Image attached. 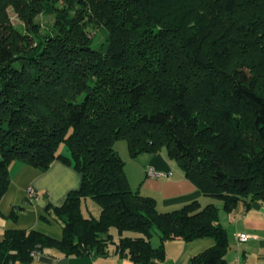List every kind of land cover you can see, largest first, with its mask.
Returning <instances> with one entry per match:
<instances>
[{
    "label": "trees",
    "instance_id": "1",
    "mask_svg": "<svg viewBox=\"0 0 264 264\" xmlns=\"http://www.w3.org/2000/svg\"><path fill=\"white\" fill-rule=\"evenodd\" d=\"M122 140L131 158L165 151L222 207L160 212L131 188ZM56 161L82 177L45 206L63 238L6 230L0 264L45 261L50 249L166 264L167 242L204 238L214 246L188 264H229L221 211L264 205V0H0V204L14 163L45 172ZM24 209L0 216L16 222Z\"/></svg>",
    "mask_w": 264,
    "mask_h": 264
},
{
    "label": "crops",
    "instance_id": "2",
    "mask_svg": "<svg viewBox=\"0 0 264 264\" xmlns=\"http://www.w3.org/2000/svg\"><path fill=\"white\" fill-rule=\"evenodd\" d=\"M124 152L125 154L121 155L126 161V172L131 188L139 190L143 196L154 198L160 212L172 211L193 201H199L203 207L212 203L222 207L221 201L204 196L198 187L185 177L175 161L167 157L165 151L159 155H145L141 166H132L131 169L128 163L132 158L127 147H124ZM12 166V181L2 199L0 211L7 217L15 207L22 206L25 209L16 222L0 216V240L6 230H36L61 240L64 234L63 226L50 216L47 217L48 221L42 219L46 215L45 206L47 202L54 206L62 205L70 191L80 187L81 174L61 161H56L45 172L17 162ZM136 169L137 172H135ZM150 170L162 173L164 176L152 177L149 174ZM30 187L37 192L36 199L31 203L27 201ZM85 202V204L89 202L91 204V208H87L88 212L83 208L85 215L98 216L100 214V209L93 201L86 200ZM220 219L229 235L230 250L226 257L228 263L264 264V205L254 202L249 210L240 207L229 214L221 211ZM241 234L250 235V240L247 243H241L239 240ZM159 244L154 246L157 247ZM214 244L215 241L212 238L192 242H184L180 239L169 241L166 243V251L167 255H173V257L167 256L166 264H188L191 257ZM232 256L233 260L230 258ZM45 257L48 260H35L29 264H135L112 255L109 257H67L54 249L47 250Z\"/></svg>",
    "mask_w": 264,
    "mask_h": 264
},
{
    "label": "rangeland",
    "instance_id": "3",
    "mask_svg": "<svg viewBox=\"0 0 264 264\" xmlns=\"http://www.w3.org/2000/svg\"><path fill=\"white\" fill-rule=\"evenodd\" d=\"M9 15H10V17H11V20H12L13 24H14L18 29L24 31L25 24L19 19L17 13H15V11H14L13 9H10V11H9ZM37 21L40 22V23H42L43 27H44V26H45V27H48V26H50V25L53 24V22H54V18H53L52 16L40 15V16L37 17ZM93 33H94V30H93ZM103 41H104V37H103L101 34H99V36H98L96 42H97V43H102ZM124 147H127V142H126V141L122 140V141H119V143H117L116 148H117V150L120 152V154H123V155L125 154V152H124ZM145 155H148V154L144 153V154H141L140 156H138L137 158H132V159H130L131 162L128 163L130 169H131L132 166H135V167H137L136 165L141 166V163L145 160V158H144ZM149 155H150V154H149ZM121 156H122V155H121ZM122 157H123V156H122ZM127 160H129V159H127ZM175 163H176V162H175ZM12 167H13V166H12ZM138 169H139V167H138ZM137 171H138V170L136 169L135 172H137ZM85 203H86V202H84V204H83V208H84V210H86V212H88V211H87V210H88L87 208H88V207L91 208V204H90V202L87 203V204H85ZM95 205H96V207H99L97 204H95ZM153 243H154L153 245H157V244L160 243V239H159V236H158V235L154 236V242H153ZM165 250H166V245H165ZM171 254H173V253H171ZM166 255H167V251H166ZM167 256H168L169 258H172V257H173V255H169V254H168ZM230 258H231V260H233V259H232L233 256L230 257ZM234 264H237V263H234Z\"/></svg>",
    "mask_w": 264,
    "mask_h": 264
},
{
    "label": "built area",
    "instance_id": "4",
    "mask_svg": "<svg viewBox=\"0 0 264 264\" xmlns=\"http://www.w3.org/2000/svg\"><path fill=\"white\" fill-rule=\"evenodd\" d=\"M149 174L152 176V177H161V176H164L162 173H159V172H156L154 170H150L149 171ZM172 175V173L170 174V176ZM37 197V192L32 188L30 187L28 189V193H27V201L28 202H33ZM251 236L248 235V234H241L239 235V240L241 243H247L249 240H250ZM35 255V254H33ZM38 257V255H35Z\"/></svg>",
    "mask_w": 264,
    "mask_h": 264
}]
</instances>
